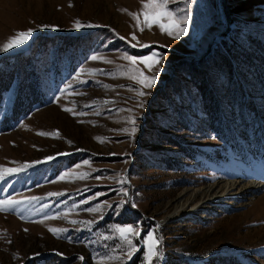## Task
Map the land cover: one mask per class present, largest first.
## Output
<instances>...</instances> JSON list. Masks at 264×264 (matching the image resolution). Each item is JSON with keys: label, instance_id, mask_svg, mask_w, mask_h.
Listing matches in <instances>:
<instances>
[{"label": "rangeland", "instance_id": "rangeland-1", "mask_svg": "<svg viewBox=\"0 0 264 264\" xmlns=\"http://www.w3.org/2000/svg\"><path fill=\"white\" fill-rule=\"evenodd\" d=\"M145 2L0 0V48L33 30L0 50V264H144L153 230V264H264V0H170L180 39Z\"/></svg>", "mask_w": 264, "mask_h": 264}, {"label": "snow or ice", "instance_id": "snow-or-ice-1", "mask_svg": "<svg viewBox=\"0 0 264 264\" xmlns=\"http://www.w3.org/2000/svg\"><path fill=\"white\" fill-rule=\"evenodd\" d=\"M170 0H146L143 3V7L140 13H131L129 15L136 21V26L142 32L144 31L143 25L151 28L153 24H157L162 32H165L169 36H173L175 39H180L181 35L187 34L186 25L190 19V15L186 10H181L185 14L183 16L179 15L177 12L171 10L168 5ZM127 11V10H124ZM143 16V21L140 20V16ZM78 27H94L98 25L87 24L83 25L80 24L79 21L76 22ZM183 25V26H182ZM44 27H48L47 25ZM32 29L27 31H21L16 33L13 37L9 38L8 42L5 43L0 50L7 51L10 48L18 47L27 42L28 39L32 36ZM124 39V37H120ZM133 39H136L135 33H133ZM136 44H133L132 47H136ZM144 47H149L148 45H143ZM157 53L153 52L151 56L145 57H136V56H129L127 53L124 54V58L129 60L133 65L136 64L137 61H140L147 65L149 69H151L154 65L160 63V59L158 58ZM93 60L97 59L96 56L92 57ZM135 70V69H133ZM133 79H137L136 76L132 77ZM138 82L143 85L144 88H151L156 82V76H147L144 75L143 72H139V79ZM147 93L138 92V95L143 96ZM143 106L142 104L140 105ZM66 111H71V109H65ZM135 124V120L131 121ZM133 133L136 131L135 128L132 129ZM41 135H48L47 133H40ZM49 160L53 159L52 157L48 158ZM17 169H5L4 172L11 174ZM0 178H3V174L0 173ZM51 195H57L56 193H52ZM32 199H36L33 197ZM20 201L11 200V201H0V211H7L10 208H15ZM106 206V205H105ZM103 206L97 205L95 208H88L86 211L88 212H98L101 210ZM103 219V216L100 217ZM72 223H80L79 221H72ZM86 225H92L94 221H83ZM159 226H157L158 228ZM53 232L64 231L63 229H50ZM119 233V238L122 240L126 246V259L128 261L132 260L134 254L140 251L137 243L135 240L138 239L141 235V231L133 226H116L115 229ZM110 237L105 236L104 239L107 240ZM145 244L147 251L144 253V264H153L154 259H160L162 257V253L159 251V245L161 244V240L155 234V230L150 231L147 233L145 240L143 241ZM112 259V257H102V259ZM83 260V257H80ZM126 264V262H125Z\"/></svg>", "mask_w": 264, "mask_h": 264}, {"label": "bare ground", "instance_id": "bare-ground-1", "mask_svg": "<svg viewBox=\"0 0 264 264\" xmlns=\"http://www.w3.org/2000/svg\"><path fill=\"white\" fill-rule=\"evenodd\" d=\"M229 187H235V182L230 183V184H229ZM258 187H259V186H258ZM258 187H257V188H258ZM211 188H212V187H211ZM211 188H209L208 191L211 190Z\"/></svg>", "mask_w": 264, "mask_h": 264}]
</instances>
